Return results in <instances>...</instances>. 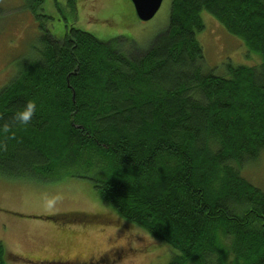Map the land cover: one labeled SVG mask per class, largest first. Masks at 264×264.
Returning <instances> with one entry per match:
<instances>
[{
    "label": "trees",
    "instance_id": "1",
    "mask_svg": "<svg viewBox=\"0 0 264 264\" xmlns=\"http://www.w3.org/2000/svg\"><path fill=\"white\" fill-rule=\"evenodd\" d=\"M23 1L40 44L0 87V127L27 100L37 111L0 133V174L90 180L124 221L175 251L168 264H264V191L243 177L264 154V0H172L144 49L75 27L57 39L44 0ZM201 11L261 63L206 69ZM87 215L98 219L49 218ZM9 256L0 242V264Z\"/></svg>",
    "mask_w": 264,
    "mask_h": 264
},
{
    "label": "rangeland",
    "instance_id": "2",
    "mask_svg": "<svg viewBox=\"0 0 264 264\" xmlns=\"http://www.w3.org/2000/svg\"><path fill=\"white\" fill-rule=\"evenodd\" d=\"M22 1L0 0V87L22 60L36 54L40 44V20ZM75 1L71 8L67 0H44L42 13L49 18L42 20L52 36L61 39L66 29L75 27L99 39L123 38L144 49L167 26L172 0H163L147 21L136 18L130 0ZM199 15L205 28L196 38L206 69L226 76L227 64L251 67L261 63V57L248 52L240 36L227 31L207 11ZM255 160L246 166L243 177L264 191V154ZM62 177L39 182L0 174V242L11 255L8 264H49L52 257L86 260L102 253H108L105 264H168L175 251L166 242L124 221L110 203L99 198L90 180ZM71 210L97 213L98 221L90 215L49 218Z\"/></svg>",
    "mask_w": 264,
    "mask_h": 264
},
{
    "label": "clouds",
    "instance_id": "3",
    "mask_svg": "<svg viewBox=\"0 0 264 264\" xmlns=\"http://www.w3.org/2000/svg\"><path fill=\"white\" fill-rule=\"evenodd\" d=\"M37 111V105L33 100H27L22 108H17L12 114V125L5 123L0 127V133H8L13 125L27 127ZM49 204L53 201H49Z\"/></svg>",
    "mask_w": 264,
    "mask_h": 264
},
{
    "label": "water",
    "instance_id": "4",
    "mask_svg": "<svg viewBox=\"0 0 264 264\" xmlns=\"http://www.w3.org/2000/svg\"><path fill=\"white\" fill-rule=\"evenodd\" d=\"M135 11L136 18L140 21L152 19L160 9L163 0H130Z\"/></svg>",
    "mask_w": 264,
    "mask_h": 264
},
{
    "label": "flooded vegetation",
    "instance_id": "5",
    "mask_svg": "<svg viewBox=\"0 0 264 264\" xmlns=\"http://www.w3.org/2000/svg\"><path fill=\"white\" fill-rule=\"evenodd\" d=\"M96 216L92 217L93 219L96 220ZM98 221V219H97ZM108 253H102L100 254L99 257L91 258V259H86V260H81L79 258H68V257H52L49 259L48 263L49 264H105V256H107ZM47 261V260H46Z\"/></svg>",
    "mask_w": 264,
    "mask_h": 264
}]
</instances>
